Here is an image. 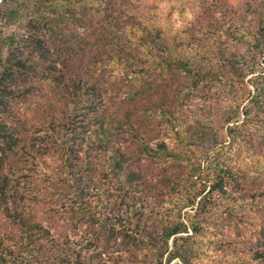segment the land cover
I'll use <instances>...</instances> for the list:
<instances>
[{"label":"trees","instance_id":"16d2710c","mask_svg":"<svg viewBox=\"0 0 264 264\" xmlns=\"http://www.w3.org/2000/svg\"><path fill=\"white\" fill-rule=\"evenodd\" d=\"M193 2L17 0L0 264H264V0Z\"/></svg>","mask_w":264,"mask_h":264},{"label":"rangeland","instance_id":"374dc122","mask_svg":"<svg viewBox=\"0 0 264 264\" xmlns=\"http://www.w3.org/2000/svg\"><path fill=\"white\" fill-rule=\"evenodd\" d=\"M1 1V0H0ZM233 1V0H231ZM238 1V0H236ZM241 1V0H239ZM188 2H191V6H195L193 0H188ZM164 6L168 5L167 2H163ZM179 6H181L179 4ZM15 10V13L12 14L11 17H7V15L11 12ZM196 10V9H194ZM7 14V15H6ZM175 23L176 24H180L183 23L182 17L179 15L178 11H175L174 14L172 15ZM187 18H190V13L187 12L186 13ZM19 22H17V0H8L7 5H6V9L5 7L3 8V12H2V17H0V53L2 54L3 52H5V44H6V40L5 37L10 35V34H17V30L19 29ZM223 103V102H221ZM208 104V105H207ZM220 104L218 103H214L211 101H207L206 103V109L205 111H209L212 109L211 108H216V106H218ZM211 106V107H210ZM222 130L219 128V132H221ZM218 133V130H217ZM219 134V133H218ZM219 135L217 136V139H219ZM207 258V257H204Z\"/></svg>","mask_w":264,"mask_h":264}]
</instances>
